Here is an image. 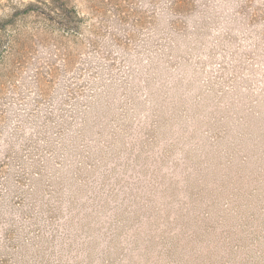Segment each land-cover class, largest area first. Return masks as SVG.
<instances>
[{
  "label": "rangeland",
  "instance_id": "374dc122",
  "mask_svg": "<svg viewBox=\"0 0 264 264\" xmlns=\"http://www.w3.org/2000/svg\"><path fill=\"white\" fill-rule=\"evenodd\" d=\"M0 264H264V0H0Z\"/></svg>",
  "mask_w": 264,
  "mask_h": 264
},
{
  "label": "trees",
  "instance_id": "16d2710c",
  "mask_svg": "<svg viewBox=\"0 0 264 264\" xmlns=\"http://www.w3.org/2000/svg\"><path fill=\"white\" fill-rule=\"evenodd\" d=\"M36 16H38V18H41L47 22H54V19L48 15H44L42 12H36ZM58 25H60L63 28H69L72 31H76V23H75V15L74 14H70V15H66L65 18L63 20H61Z\"/></svg>",
  "mask_w": 264,
  "mask_h": 264
}]
</instances>
